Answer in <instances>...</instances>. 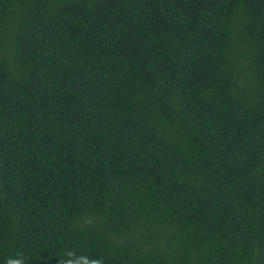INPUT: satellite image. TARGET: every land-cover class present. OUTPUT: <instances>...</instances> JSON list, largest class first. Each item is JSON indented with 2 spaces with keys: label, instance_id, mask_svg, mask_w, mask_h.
Listing matches in <instances>:
<instances>
[{
  "label": "trees",
  "instance_id": "trees-1",
  "mask_svg": "<svg viewBox=\"0 0 264 264\" xmlns=\"http://www.w3.org/2000/svg\"><path fill=\"white\" fill-rule=\"evenodd\" d=\"M264 264V0H0V264Z\"/></svg>",
  "mask_w": 264,
  "mask_h": 264
},
{
  "label": "clouds",
  "instance_id": "clouds-1",
  "mask_svg": "<svg viewBox=\"0 0 264 264\" xmlns=\"http://www.w3.org/2000/svg\"><path fill=\"white\" fill-rule=\"evenodd\" d=\"M5 264H25L23 255L16 257H9L6 259ZM59 264H104L103 257L91 258L86 255H77L72 249H67L64 255L60 258Z\"/></svg>",
  "mask_w": 264,
  "mask_h": 264
}]
</instances>
